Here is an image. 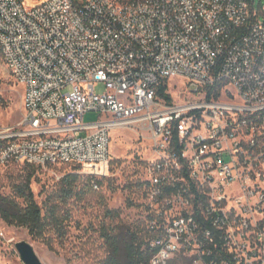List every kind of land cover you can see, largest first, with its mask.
Segmentation results:
<instances>
[{"label": "built area", "instance_id": "1", "mask_svg": "<svg viewBox=\"0 0 264 264\" xmlns=\"http://www.w3.org/2000/svg\"><path fill=\"white\" fill-rule=\"evenodd\" d=\"M254 4L0 0L1 55L25 89L22 121L0 135V166L107 176L112 131H141L149 264H264V21ZM89 111L102 118L85 123Z\"/></svg>", "mask_w": 264, "mask_h": 264}, {"label": "rangeland", "instance_id": "2", "mask_svg": "<svg viewBox=\"0 0 264 264\" xmlns=\"http://www.w3.org/2000/svg\"><path fill=\"white\" fill-rule=\"evenodd\" d=\"M253 1L255 12L264 21V0ZM181 87L177 81L169 84L175 97ZM95 91L103 93L105 85H97ZM24 94L23 85L9 73L0 51V135L3 130L7 131L22 121L25 115ZM101 118L100 112L89 111L83 121L93 123ZM111 135L109 175L94 176L99 180V189L87 183L88 178L93 176L80 168L61 165L37 167L14 162L0 166L2 195L13 196L14 185L31 176V188L43 212L47 208L46 201L51 199L60 203L61 211L68 215L65 237L50 234L53 250L45 240L33 238L27 228L7 224L0 217V264H25L16 247L21 241L33 246L42 264H107L109 246L103 236L104 230L124 237L127 229L137 227L145 215L143 207L129 206L128 198L132 200L137 193L136 180L143 176L145 159L150 155L149 141L143 132L118 128ZM71 172L79 173L81 180L75 187L74 195L63 201L60 181ZM131 183L135 185L129 187ZM110 210L118 211L119 216L109 213ZM177 260L180 261L169 264H185L184 259Z\"/></svg>", "mask_w": 264, "mask_h": 264}, {"label": "trees", "instance_id": "3", "mask_svg": "<svg viewBox=\"0 0 264 264\" xmlns=\"http://www.w3.org/2000/svg\"><path fill=\"white\" fill-rule=\"evenodd\" d=\"M4 143L5 141L0 140V147ZM80 180L81 175L76 172L67 173L61 179V197L63 201L74 195L75 187ZM93 181L99 183V180L94 176L88 178L87 183L93 186ZM144 184L145 181L141 177L136 180L137 193H134L132 200L130 197L128 198L129 206L132 204L138 207L142 206L139 201L143 194ZM134 185L135 183H131L129 187ZM13 192V196H5L0 193V217L7 224L27 228L33 238L45 240L49 248L53 250L50 234L53 233L60 238H64L67 233L65 222L68 215L65 214L66 212L61 211L60 203H56L51 199L47 200V208L43 212L31 188V176L15 184ZM108 212L115 214L117 217L119 216L118 211L110 210ZM103 236H105L106 243L109 246L107 264H149L150 254L145 247V225L141 219L137 223V227L127 229V235L124 237H121L120 234H112L108 230H104ZM184 261L185 264H190L187 260Z\"/></svg>", "mask_w": 264, "mask_h": 264}, {"label": "water", "instance_id": "4", "mask_svg": "<svg viewBox=\"0 0 264 264\" xmlns=\"http://www.w3.org/2000/svg\"><path fill=\"white\" fill-rule=\"evenodd\" d=\"M19 255L25 264H42L38 258L33 246L26 242L21 241L16 245Z\"/></svg>", "mask_w": 264, "mask_h": 264}]
</instances>
